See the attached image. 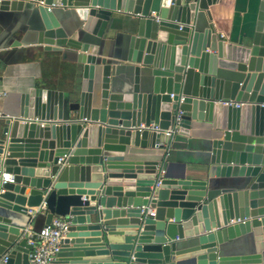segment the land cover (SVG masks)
Instances as JSON below:
<instances>
[{"label":"water","instance_id":"water-1","mask_svg":"<svg viewBox=\"0 0 264 264\" xmlns=\"http://www.w3.org/2000/svg\"><path fill=\"white\" fill-rule=\"evenodd\" d=\"M234 4L0 0V41L73 49L83 65L78 95L32 84L0 108V264H29L55 216L70 221L56 264H263L264 0L236 42ZM111 29L123 40L108 55ZM180 112L179 134L213 131L191 173L168 159L174 136L137 128ZM44 204L38 232L18 224Z\"/></svg>","mask_w":264,"mask_h":264},{"label":"crops","instance_id":"crops-1","mask_svg":"<svg viewBox=\"0 0 264 264\" xmlns=\"http://www.w3.org/2000/svg\"><path fill=\"white\" fill-rule=\"evenodd\" d=\"M261 1L235 0L229 40L236 42L239 40L240 33L253 30ZM122 40V31L111 29L106 35V40L103 41L106 44V53L112 55L114 51H118ZM11 41L12 37H5L0 41V92L3 94L0 97V108L10 112L13 105H17L19 102L21 93L32 84L62 91L74 89L77 95L80 93L83 65L75 60L76 52L73 49L47 51L41 45L12 47ZM191 132L190 137L177 132L171 145L164 146L165 149H170L169 161L178 164L185 163L189 173L193 172L195 168L206 167L210 154L208 151L211 143L210 137L213 133L209 122L201 123L200 131L192 129ZM180 167L179 164L178 169H181ZM75 190L78 189L75 188ZM100 207L105 208L104 205H100ZM28 208L31 210L30 207ZM111 208V210L122 209L118 203H115ZM46 214L47 210L38 211L36 215L32 216L16 214L17 222L21 226L28 225L30 232L35 233L44 225ZM239 243H237V247L232 244L228 251L237 253L242 250Z\"/></svg>","mask_w":264,"mask_h":264},{"label":"built area","instance_id":"built-area-1","mask_svg":"<svg viewBox=\"0 0 264 264\" xmlns=\"http://www.w3.org/2000/svg\"><path fill=\"white\" fill-rule=\"evenodd\" d=\"M3 95L0 93V97ZM184 100V97H181V101ZM225 104H233V101H225ZM240 104L237 103V106ZM180 114L177 115L175 124L170 126L168 129H162L158 124L150 123L149 125L142 123L137 128L139 130H151L157 132H164L170 136H174L178 132V125L180 124ZM31 121H39L38 117L30 119ZM8 181H13V177L10 173L4 172L1 182L6 183ZM38 211L47 210L46 204H44ZM30 213L33 211L30 210ZM150 214H154L153 211H150ZM70 221L66 220L65 217L55 216L50 224H46L43 228L37 233V237L30 240V243L33 245V250L30 253L29 264H56V259L58 253L61 249L62 239L69 230Z\"/></svg>","mask_w":264,"mask_h":264}]
</instances>
